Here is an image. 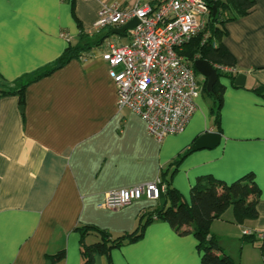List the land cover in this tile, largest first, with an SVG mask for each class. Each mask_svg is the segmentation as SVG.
<instances>
[{"label":"crops","instance_id":"0c3cea01","mask_svg":"<svg viewBox=\"0 0 264 264\" xmlns=\"http://www.w3.org/2000/svg\"><path fill=\"white\" fill-rule=\"evenodd\" d=\"M131 2L0 0V91L11 92L0 98V264H82V230L85 245L99 242L96 230L120 238L160 205L142 199L108 210L100 207L104 194L161 174L187 204L199 180L230 184L250 175L259 190L256 219L238 225L229 208L209 231L229 258L227 247H252L241 243L243 235L264 233V0L223 25L220 42L235 65L218 81L220 107L198 77L195 112L181 133L161 141L147 135L138 116L118 110L100 58L115 34L93 29L102 5ZM84 41L91 46L78 58L29 82L21 98L14 93ZM240 73L245 84L236 87ZM209 132L220 136L217 145L190 149ZM196 245L188 228L154 220L137 241L94 253L93 264H202ZM58 253L60 260L49 259Z\"/></svg>","mask_w":264,"mask_h":264},{"label":"built area","instance_id":"2783aa9c","mask_svg":"<svg viewBox=\"0 0 264 264\" xmlns=\"http://www.w3.org/2000/svg\"><path fill=\"white\" fill-rule=\"evenodd\" d=\"M213 1L133 0L125 6L102 5L97 12L93 24L97 31L121 28L137 20L125 32L127 43L108 44L100 58L115 85L118 110L138 116L147 135L157 141L181 133L196 110L200 93L193 67L196 59L188 60L182 50L205 32ZM205 40L204 35L202 43ZM165 190V183L156 176L146 183L106 192L100 207L119 210L142 199L157 201ZM255 235L264 239V233Z\"/></svg>","mask_w":264,"mask_h":264},{"label":"trees","instance_id":"16d2710c","mask_svg":"<svg viewBox=\"0 0 264 264\" xmlns=\"http://www.w3.org/2000/svg\"><path fill=\"white\" fill-rule=\"evenodd\" d=\"M210 5L216 9L215 15L213 16L211 12L205 32L188 43L182 55L190 61L194 58L206 60L215 69L217 82L209 93L206 92L205 87L204 91L212 99L214 108L217 109L221 105L224 90L218 81L221 77L227 76L228 72H226V69L233 68L235 65V59L220 42L224 35L223 25L235 18L247 15L254 7V0H225L224 2L214 0ZM228 15L230 16L227 18ZM204 35L206 36V40L202 43ZM82 40L83 37H81ZM90 46V43L84 41L77 46L67 48L53 67L37 74L34 78L23 79L19 89L14 93L20 95L21 98L22 91L29 82L48 75L70 60L78 58ZM228 76L231 77V75ZM260 88L262 87L259 86ZM8 94H11V92L1 90L0 98ZM159 176L166 185L164 194H161L157 200L160 205L152 214L146 217L143 223H139L136 231L110 240L105 232L96 230L100 234V240L92 245H85L84 236L87 230L84 229L81 231L82 264H93L94 253L107 254L112 248H118L125 243L137 241L142 237L146 225L154 220L165 221L176 231L182 228H188L197 242L196 247L201 254L202 264H236L227 255L222 253L215 237L209 230L211 223L229 208L232 209L234 222L238 225L243 224L245 221H253L256 219L257 212L255 206L259 198V190L254 184L252 177L247 175L230 184H225L211 178L199 180L191 187L190 200L189 204H187L179 193L165 182L163 175L161 174ZM257 240L256 235L252 233L243 235L241 243L253 244ZM259 241L264 242V239ZM62 257L63 253H58L55 256H50L49 259L56 261Z\"/></svg>","mask_w":264,"mask_h":264},{"label":"water","instance_id":"95a60500","mask_svg":"<svg viewBox=\"0 0 264 264\" xmlns=\"http://www.w3.org/2000/svg\"><path fill=\"white\" fill-rule=\"evenodd\" d=\"M211 9H212V14L214 16L216 9L214 6ZM136 24H137V20L132 19L121 28H115L111 30V33L115 35L124 34L128 30H131ZM193 67L196 70V72L204 78L205 90L207 93H209L212 90V87L217 82V75L215 69L209 62L201 59L194 60ZM244 84H245V75L242 73L237 74L234 79V86L243 87ZM219 139L220 136L217 133H212V132L206 133L203 136H201L199 140H197L195 144L191 146L190 149L196 150L203 147L215 146L219 143Z\"/></svg>","mask_w":264,"mask_h":264},{"label":"rangeland","instance_id":"374dc122","mask_svg":"<svg viewBox=\"0 0 264 264\" xmlns=\"http://www.w3.org/2000/svg\"><path fill=\"white\" fill-rule=\"evenodd\" d=\"M110 41L113 42L115 41V43H113L115 45H119V44L123 45L127 43V40L123 36H119V35H111ZM197 77H201V76L197 73ZM202 94L204 96V99H208L204 94V92ZM205 101L207 103H210L209 99ZM257 233H263V232H256L255 234ZM262 245H264V243L262 241L257 240L255 243L251 245L252 247H244V248L242 247V249H240V244H239L238 248L234 247L233 249L232 246L230 248L227 247L228 249L227 251L232 257V258L230 257V259L234 261V263L238 261L237 260L238 258L241 259L242 257L243 264H264V246L262 247Z\"/></svg>","mask_w":264,"mask_h":264}]
</instances>
